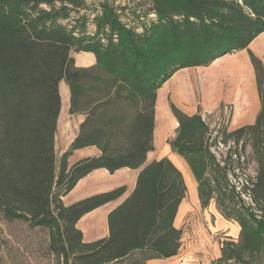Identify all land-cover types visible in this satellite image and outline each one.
Here are the masks:
<instances>
[{"label":"trees","instance_id":"1","mask_svg":"<svg viewBox=\"0 0 264 264\" xmlns=\"http://www.w3.org/2000/svg\"><path fill=\"white\" fill-rule=\"evenodd\" d=\"M149 3L139 14L102 2L90 18L84 0H0V220L44 232L54 264H146L176 256L182 231L174 221L187 187L169 159L146 161L157 92L179 70L246 50L261 106L254 124L213 133L200 114L171 105L178 126L168 144L191 170L201 208L216 198L223 218L240 228L237 241L221 243L213 264H264V64L249 50L264 33V0ZM73 53L93 54L96 65L77 68ZM62 82L69 114L83 120L56 172ZM241 145L251 147L258 169L251 187L236 191L231 179L242 165ZM219 146L227 150L218 159ZM90 147L99 155L69 167L74 151ZM99 169L139 173L133 191L108 214V236L85 243L78 221L125 189L68 207L62 199Z\"/></svg>","mask_w":264,"mask_h":264},{"label":"crops","instance_id":"2","mask_svg":"<svg viewBox=\"0 0 264 264\" xmlns=\"http://www.w3.org/2000/svg\"><path fill=\"white\" fill-rule=\"evenodd\" d=\"M264 33L257 37L249 46L251 51L254 43L263 38ZM171 105L187 116L200 114L203 119L219 116L230 111L231 122L240 128L252 125L260 111L255 74L246 50L226 55L215 60L207 67L187 68L177 71L157 92L154 116L153 151L147 154V163L163 158L169 159L183 175L187 194L179 206L174 226L179 228V220L186 210V201L190 200L194 209L200 208L197 194V182L186 162L172 153L168 141L175 136L178 126ZM78 120L77 132L83 117L73 116ZM77 134V133H76ZM75 134V136H76ZM74 136V137H75ZM74 139V138H73ZM73 141V140H72ZM71 141V142H72ZM71 144V143H70ZM70 144L65 145V152ZM157 149L160 152H157ZM96 148L90 147L74 151L68 159L69 167L80 160L98 156ZM139 170L121 169L109 173L105 169L91 172L77 182L75 187L62 199L65 207L95 195L108 193L120 188L125 192L118 199L84 215L76 228L81 232L85 243H92L108 236V214L119 206L133 191ZM191 193V194H190ZM194 214V213H193ZM207 215V213L205 212ZM204 217L206 219V215ZM195 215H197L195 213ZM208 217V216H207ZM208 219V218H207ZM216 225H209L211 233L220 228L231 229L229 221L222 216L217 218ZM236 224V223H235ZM237 225V224H236ZM199 226V225H198ZM237 228H234V232ZM202 232L201 229H199ZM232 231V230H231ZM233 232V231H232ZM202 236V234H201ZM181 248L178 254L170 259H149L146 264H181L191 259L188 245Z\"/></svg>","mask_w":264,"mask_h":264},{"label":"rangeland","instance_id":"3","mask_svg":"<svg viewBox=\"0 0 264 264\" xmlns=\"http://www.w3.org/2000/svg\"><path fill=\"white\" fill-rule=\"evenodd\" d=\"M84 1L90 8V12L88 13L90 18H92V13L97 10L98 4L102 2H106L114 8H127L128 11L136 10L139 14L146 12L150 7L149 0ZM252 46L254 47H252L251 52L264 64V37L259 38ZM72 57L75 60L77 68L94 67L97 61L95 56L90 53H73ZM59 92L61 96V109L54 137L56 172L58 171L61 156L66 150L65 145L67 143L70 144L77 133L76 124L78 123L77 118L69 114V91L64 82L60 83ZM230 115V111H226V113L219 116L208 117L206 122L211 132L214 133L219 129L229 133L238 129L231 122ZM226 150L227 148L219 146L218 150H215L217 158L219 159L220 155H224ZM238 151L242 158L240 161L242 165L239 170H236L238 178L231 179L232 184L237 187L236 191L241 189L242 184L246 185L247 183L251 187V182L255 181L258 169L255 155H253L249 145H246L245 148L242 145L239 146ZM157 152H160V150L157 149ZM241 198L243 206L248 207L251 205L250 198L247 194H243ZM189 199L191 200V197ZM190 200L186 201V210L179 220V228L182 231L181 245L184 246V250L187 248L186 245H188L190 255L192 256L186 264H213L220 255L221 243L226 240L237 241L240 238V228L234 222L229 221L232 225L231 229L229 227L227 229H221L217 225L219 229L211 233V226L209 227V225L214 226L218 224L217 218L222 216L221 207L219 208L218 206V200L216 198L211 200L205 209L201 208V206L200 208L194 209V205ZM225 203L227 205L228 201L225 200ZM204 214L206 215V219ZM234 228H237L235 232ZM199 229L202 232H198L200 231ZM46 240V234L44 232L38 229H31L23 222L15 221L13 223H6L0 220V255L2 257V264H54L53 257L46 252Z\"/></svg>","mask_w":264,"mask_h":264},{"label":"built area","instance_id":"4","mask_svg":"<svg viewBox=\"0 0 264 264\" xmlns=\"http://www.w3.org/2000/svg\"><path fill=\"white\" fill-rule=\"evenodd\" d=\"M185 262L184 261H181V264H184Z\"/></svg>","mask_w":264,"mask_h":264}]
</instances>
